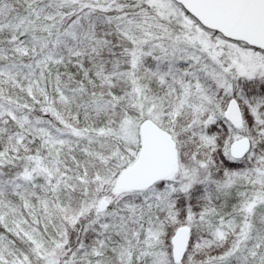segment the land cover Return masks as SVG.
Instances as JSON below:
<instances>
[{
	"label": "snow or ice",
	"instance_id": "6c2138e0",
	"mask_svg": "<svg viewBox=\"0 0 264 264\" xmlns=\"http://www.w3.org/2000/svg\"><path fill=\"white\" fill-rule=\"evenodd\" d=\"M0 264H264V0H0Z\"/></svg>",
	"mask_w": 264,
	"mask_h": 264
}]
</instances>
